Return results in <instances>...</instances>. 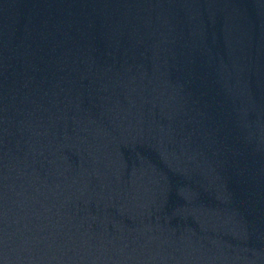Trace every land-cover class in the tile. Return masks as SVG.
Wrapping results in <instances>:
<instances>
[{"label":"water","instance_id":"95a60500","mask_svg":"<svg viewBox=\"0 0 264 264\" xmlns=\"http://www.w3.org/2000/svg\"><path fill=\"white\" fill-rule=\"evenodd\" d=\"M0 264H264V0H0Z\"/></svg>","mask_w":264,"mask_h":264}]
</instances>
